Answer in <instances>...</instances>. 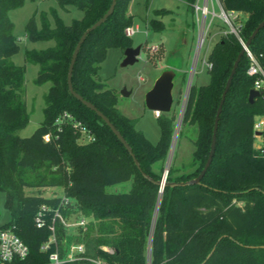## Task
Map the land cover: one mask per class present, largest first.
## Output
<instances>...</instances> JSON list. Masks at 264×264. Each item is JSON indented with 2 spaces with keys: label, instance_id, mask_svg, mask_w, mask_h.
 <instances>
[{
  "label": "trees",
  "instance_id": "1",
  "mask_svg": "<svg viewBox=\"0 0 264 264\" xmlns=\"http://www.w3.org/2000/svg\"><path fill=\"white\" fill-rule=\"evenodd\" d=\"M56 1L61 7L75 5L84 14L66 24L54 12L55 27L46 15L41 27L35 16L27 22L28 39H54L55 45L26 51V61L39 65L35 82H50L51 86L45 95L44 121L30 136L21 137L17 131L29 122L23 88L26 69L11 59L20 45L8 11L25 0H0V191L6 194L5 207L11 215L1 226L13 228L29 247L28 256L15 264H49L56 249L55 243L43 249L52 235L53 211L46 213L41 227L36 216L43 205L56 207L61 196L46 197L26 190L48 187L63 188L70 199L62 208L67 220L74 216L87 219L78 231L88 249L83 259L67 264H99L94 260L102 264H264V155L254 147V118L264 113V101L261 97L249 101L254 79L247 73V54L239 62L224 101L216 150L201 182L166 185L161 192L156 181L163 178L164 166L155 167L167 158L176 114L171 111L157 116L161 136L154 144L137 129L134 118L121 113L117 94L99 80L108 49L133 45L125 33L134 23L133 15L128 14L131 0H117L114 12L87 36L74 65L72 83L122 133L141 168L110 126L68 87V70L78 40L107 12L112 0ZM186 1L194 16L197 0ZM221 1L227 10L245 14L240 34L247 41L264 19V0ZM171 11L156 9L150 20L152 29L163 31L161 17ZM249 47L264 55V27ZM242 48L233 33L221 34L212 46L207 57L209 82L192 83L181 114V127H192L197 134L193 160L198 167L176 175L171 169L168 182L186 181L202 171L222 93ZM81 128L94 139L86 140ZM129 180V191L108 190ZM55 232L63 255L68 227L57 219Z\"/></svg>",
  "mask_w": 264,
  "mask_h": 264
},
{
  "label": "rangeland",
  "instance_id": "2",
  "mask_svg": "<svg viewBox=\"0 0 264 264\" xmlns=\"http://www.w3.org/2000/svg\"><path fill=\"white\" fill-rule=\"evenodd\" d=\"M202 3V0L199 1ZM160 8L172 10L171 13L161 17L165 23L163 31H155L150 25V20L155 17L154 11ZM216 13L220 8L215 0ZM129 10L133 14V24H139L140 30L131 37L132 46L141 45V52L138 61L134 64L122 66L125 49L122 47H111L108 49L106 58L101 63L99 80L107 88H111L118 96L117 107L124 115L134 118L136 127L142 130L145 136L156 144L161 136V129L158 124L155 111L147 108L145 95L153 86L157 77L166 68H174V104L172 111L176 114V126L167 158L165 161H158L156 169L164 166L163 175L167 170L172 173H191L198 167L193 160L195 150L194 140L196 132L192 127H181L179 118L182 114L185 101L193 84L199 86L209 82V74L204 60L207 59L214 43L228 26L221 18L215 17L209 28L201 31L198 18L188 10L186 0H131ZM128 10V14L129 13ZM54 12L66 24H71L74 19H81L83 11L75 5L61 7L56 0H25L24 4L8 11V16L14 23V34L18 38L20 51L12 56L17 65L25 66L24 99L29 112L28 124L17 131L21 137L30 136L44 121L45 95L51 83L37 84L35 79L39 72V65L26 61V51L32 49H45L55 45L54 39H40L32 41L27 38L25 27L29 19L36 17L39 26H42V17L46 15L51 27L56 26ZM130 14V15H132ZM244 20L245 14H241ZM223 27V28H222ZM205 35L202 47L198 44L199 37ZM157 46L153 51L151 48ZM199 56V58H198ZM198 58V60H197ZM197 63V64H196ZM129 92V95L122 91ZM182 90V91H181ZM181 91V93H180ZM180 123V124H179ZM84 136H86L85 133ZM175 135V137H174ZM86 138H88L86 136ZM85 138V139H86ZM87 140V139H86ZM257 144V140H254ZM172 148V151H171ZM171 151V154H170ZM170 155V156H169ZM132 187V180L108 187L109 191H129ZM29 194H43L46 197L64 195L61 187L28 188ZM5 192L0 191V226L9 222L11 215L5 207ZM80 218L71 219L75 222ZM87 220V219H86ZM83 234L78 231L77 225L68 227L67 244L83 243L88 249V244L83 240Z\"/></svg>",
  "mask_w": 264,
  "mask_h": 264
},
{
  "label": "built area",
  "instance_id": "3",
  "mask_svg": "<svg viewBox=\"0 0 264 264\" xmlns=\"http://www.w3.org/2000/svg\"><path fill=\"white\" fill-rule=\"evenodd\" d=\"M197 0L194 4V11L198 18L201 31L205 28H209L215 17L221 18V20L227 24L228 28L222 34L233 33L235 34L243 47H245V53L249 58V67L247 73L254 79V89L261 92V97L264 101V55H257L254 53L249 46L246 45V41L241 36V29L243 26V19L241 17L242 12L235 10H227L221 0H216L217 5L220 8V12L216 13L215 0H202V3ZM140 30L139 24H132L126 27L125 33L127 36L132 37L137 31ZM205 35L199 37L198 44L200 49L202 47ZM153 51L157 49V46L151 48ZM199 58V56H198ZM197 58V60H198ZM204 63L210 68L208 60H204ZM197 64V63H196ZM156 114H160L156 112ZM60 121V120H59ZM78 125V123H77ZM81 132L85 133L88 138L87 140H93L94 137L90 135L86 128H81ZM254 137L257 140V144L254 142V147L264 155V113L258 114L254 118ZM260 132V133H257ZM50 136L46 135L45 139L49 140ZM70 203V199L65 195L61 196V200L56 207H49L43 205L37 213L36 222L39 227L45 223V215L48 211H53V220L51 225L52 235L49 241L43 245V249H48L52 243L56 244V249L49 256V264H67L68 262L81 260L84 258L83 254L86 252V246L83 243H71L67 244V240H64L66 244V252L62 255L60 248L55 236V221L59 219L65 226L69 227L72 225L85 226L87 223L86 218H80L75 222L67 220L62 212V208ZM105 249H108L105 247ZM29 254L28 245L21 239V237L11 227L0 226V264H15L17 260L26 258ZM94 260V259H92ZM99 264H102L101 260H94Z\"/></svg>",
  "mask_w": 264,
  "mask_h": 264
},
{
  "label": "water",
  "instance_id": "4",
  "mask_svg": "<svg viewBox=\"0 0 264 264\" xmlns=\"http://www.w3.org/2000/svg\"><path fill=\"white\" fill-rule=\"evenodd\" d=\"M116 2H117V0H112V3L110 5L109 9L107 10V12L101 18H99L94 24L89 26L83 32L80 39L78 40V42L75 46V49L72 53V58H71V62H70L69 70H68V87H69L70 92L78 100L83 102L87 107L94 110L105 121V123L108 124V126H110L112 131L117 135V137L120 139V141L125 145V147L129 151V153L133 156L137 166L139 168H141L140 163L135 156V153L133 152L130 144L127 142V140L122 135V133L116 128V126L112 123V121L100 109H98L91 101L85 99L81 94H79L75 90L73 83H72V74H73L74 65H75V62H76V59H77V56L79 54V51H80L82 44L84 43V41L86 40V38L90 34V32H92L93 30L97 29L100 25H102L108 19V17L114 12ZM263 27H264V19L252 31L251 35L249 36V38L246 41L245 46H250L252 41L255 39V37L257 36L259 31ZM141 48H142L141 45H138L136 47H134V46L127 47L125 49V53H124L125 55H124V59H123L121 65L127 66L129 64H134L135 62H137L138 57H139L140 52H141ZM244 53H245V47H243L241 49V51L239 52L237 59L235 60L233 68H232V70L229 74V77L227 79L224 91L222 93V98L220 100L219 107H218L217 114H216V118H215V124H214V129H213V136H212L210 153H209L208 159H207L202 171L195 178H192V179H189L186 181L168 182L166 180V178H167L169 170H167L166 175L164 174V176L161 180L156 181V183L159 184L161 187V189H160L161 192L163 191V189L166 185L185 186V185L198 184L201 182V179L203 178V176L205 175L206 171L208 170L209 166L212 163L213 156H214V153L216 150L217 131H218V126H219L220 115H221V112L223 109V104H224V101L226 99L229 88L231 86V83L233 81L236 70L239 66V62H240L242 56L244 55ZM175 76H176V70L174 68H166L163 70V72L155 80L153 86L147 91V93L145 95V104H146L147 108H149L155 112H158V113H169L172 111L173 104H174L173 90H174V78H175ZM125 91L126 90H123L122 92L126 95H129V92H125ZM260 95H261L260 91L252 88L250 90V93H249V101L251 103H253L255 101V99L257 97H259ZM179 118L181 120V112H180ZM257 133H260V132H257ZM174 137H175V135H174ZM174 139L175 138H173V141H174ZM171 151H172V148H171ZM171 151H170V154H171ZM143 175L145 177L149 178L150 180L155 181L153 178H151L145 172H143Z\"/></svg>",
  "mask_w": 264,
  "mask_h": 264
},
{
  "label": "crops",
  "instance_id": "5",
  "mask_svg": "<svg viewBox=\"0 0 264 264\" xmlns=\"http://www.w3.org/2000/svg\"><path fill=\"white\" fill-rule=\"evenodd\" d=\"M129 13L132 14L130 10H129ZM132 15H133V14H132Z\"/></svg>",
  "mask_w": 264,
  "mask_h": 264
}]
</instances>
